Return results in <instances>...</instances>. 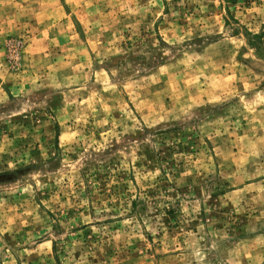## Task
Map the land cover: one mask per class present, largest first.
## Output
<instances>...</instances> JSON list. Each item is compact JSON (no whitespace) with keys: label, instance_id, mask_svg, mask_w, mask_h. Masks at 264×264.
Segmentation results:
<instances>
[{"label":"rangeland","instance_id":"obj_1","mask_svg":"<svg viewBox=\"0 0 264 264\" xmlns=\"http://www.w3.org/2000/svg\"><path fill=\"white\" fill-rule=\"evenodd\" d=\"M0 264H264V0H0Z\"/></svg>","mask_w":264,"mask_h":264},{"label":"crops","instance_id":"obj_2","mask_svg":"<svg viewBox=\"0 0 264 264\" xmlns=\"http://www.w3.org/2000/svg\"><path fill=\"white\" fill-rule=\"evenodd\" d=\"M251 240L248 238L244 239V243H245V249H244V254L245 256H247L249 253H251V249L248 247V244L251 245L250 242ZM250 250V251H249Z\"/></svg>","mask_w":264,"mask_h":264}]
</instances>
